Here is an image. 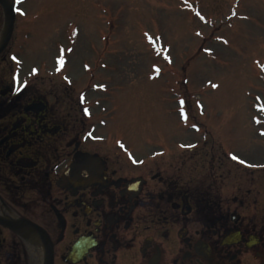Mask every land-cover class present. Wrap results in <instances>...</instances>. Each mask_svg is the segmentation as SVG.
<instances>
[{"label": "flooded vegetation", "instance_id": "af4514ba", "mask_svg": "<svg viewBox=\"0 0 264 264\" xmlns=\"http://www.w3.org/2000/svg\"><path fill=\"white\" fill-rule=\"evenodd\" d=\"M5 60L0 221L22 227L0 222V264H264V170L231 176L212 138L133 144Z\"/></svg>", "mask_w": 264, "mask_h": 264}, {"label": "rangeland", "instance_id": "374dc122", "mask_svg": "<svg viewBox=\"0 0 264 264\" xmlns=\"http://www.w3.org/2000/svg\"><path fill=\"white\" fill-rule=\"evenodd\" d=\"M12 2L0 61L22 59L34 87L56 85L63 104L82 90L93 114L106 108V130L133 144L212 138L228 161L220 169L241 180L264 165V0Z\"/></svg>", "mask_w": 264, "mask_h": 264}, {"label": "water", "instance_id": "95a60500", "mask_svg": "<svg viewBox=\"0 0 264 264\" xmlns=\"http://www.w3.org/2000/svg\"><path fill=\"white\" fill-rule=\"evenodd\" d=\"M0 6L3 11V24L0 29V52H1L5 48L11 37L14 18H15V11H14V6L8 0H0ZM79 157H81L82 162L86 160L89 161V163L91 164L93 161H95L93 158H90L89 156L80 155ZM73 169H75L77 173V171L80 170L81 168H79L76 165V167ZM71 170L72 169L70 168V171L67 172V174H70L72 172ZM0 222L6 225L7 227L11 228L15 232L19 233L21 231L20 228L22 227V225L20 226V223H18L19 226H15V224H11V222H6V221H0Z\"/></svg>", "mask_w": 264, "mask_h": 264}, {"label": "snow or ice", "instance_id": "6c2138e0", "mask_svg": "<svg viewBox=\"0 0 264 264\" xmlns=\"http://www.w3.org/2000/svg\"><path fill=\"white\" fill-rule=\"evenodd\" d=\"M21 2V0H16V3L19 4ZM17 11H19V9H17ZM35 71V70H33ZM19 91V88L17 89ZM234 159H236V157H233Z\"/></svg>", "mask_w": 264, "mask_h": 264}]
</instances>
